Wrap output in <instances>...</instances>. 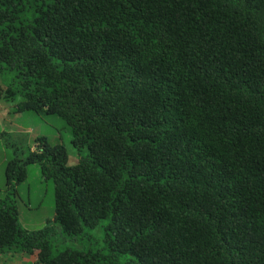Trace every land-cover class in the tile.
<instances>
[{
    "label": "trees",
    "instance_id": "trees-1",
    "mask_svg": "<svg viewBox=\"0 0 264 264\" xmlns=\"http://www.w3.org/2000/svg\"><path fill=\"white\" fill-rule=\"evenodd\" d=\"M0 74L77 151L4 140L7 186L38 164L54 213L0 199V257L264 264V0H0Z\"/></svg>",
    "mask_w": 264,
    "mask_h": 264
},
{
    "label": "rangeland",
    "instance_id": "rangeland-1",
    "mask_svg": "<svg viewBox=\"0 0 264 264\" xmlns=\"http://www.w3.org/2000/svg\"><path fill=\"white\" fill-rule=\"evenodd\" d=\"M6 79L7 77L4 85ZM0 81H3L1 74ZM19 99L20 97L17 98ZM16 103L3 100L0 103V199L15 206L20 227L37 230L54 213L52 181L43 178L38 164H30L25 179L14 183L13 189L9 188L5 179V167L7 160L12 157V149L5 145L4 140L12 146L15 143L24 153L36 146L37 137H45L50 144H64L68 149L70 165L77 162V151L69 142V129L58 115L17 111ZM11 258L12 264H32L35 259L34 255L25 254ZM0 264L6 263L0 258Z\"/></svg>",
    "mask_w": 264,
    "mask_h": 264
},
{
    "label": "crops",
    "instance_id": "crops-1",
    "mask_svg": "<svg viewBox=\"0 0 264 264\" xmlns=\"http://www.w3.org/2000/svg\"><path fill=\"white\" fill-rule=\"evenodd\" d=\"M7 257V255L5 256H2V257H0L2 260H3V262H5L6 264H12V258H11V256H9L8 255V257Z\"/></svg>",
    "mask_w": 264,
    "mask_h": 264
}]
</instances>
